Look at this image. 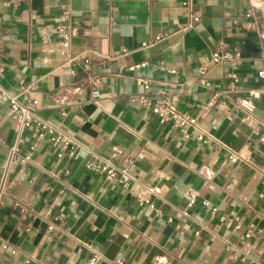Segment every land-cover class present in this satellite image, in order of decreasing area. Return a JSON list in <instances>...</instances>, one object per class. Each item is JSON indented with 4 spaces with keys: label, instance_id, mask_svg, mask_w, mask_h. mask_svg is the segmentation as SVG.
<instances>
[{
    "label": "crops",
    "instance_id": "obj_1",
    "mask_svg": "<svg viewBox=\"0 0 264 264\" xmlns=\"http://www.w3.org/2000/svg\"><path fill=\"white\" fill-rule=\"evenodd\" d=\"M192 2L201 19L183 30L180 0H0V86L37 99V119L74 149L60 157V142L29 128L30 158L10 162L19 123L0 102V264H264V96L249 116L236 110L230 64L211 62L218 45L238 50L241 95L264 88V36L245 15L252 0ZM161 90L196 118L186 134L135 100ZM140 150L132 188L95 169ZM148 184L166 188L155 207L139 201Z\"/></svg>",
    "mask_w": 264,
    "mask_h": 264
},
{
    "label": "built area",
    "instance_id": "obj_2",
    "mask_svg": "<svg viewBox=\"0 0 264 264\" xmlns=\"http://www.w3.org/2000/svg\"><path fill=\"white\" fill-rule=\"evenodd\" d=\"M181 6L184 10V15L187 21L184 23L182 29H189L193 22H197L201 19V13L197 10L192 0H180ZM260 14V19L258 15ZM247 17H254L255 20L249 24L252 29H259L264 36V0H252L251 6L245 14ZM59 32L62 34L63 43L67 46L71 40V31L67 24H61L58 27ZM240 53L238 50H229L225 45H218L212 52L211 62L213 64H230L231 70L226 73L225 77L229 80L227 89L224 95L236 94L233 97V108L236 110L244 111L249 116L253 109L256 107V103L264 96V88H253L249 90L247 95H241L239 89L240 76L237 71L238 59ZM147 62H141L131 67V69L143 67ZM208 67L203 66L199 69L200 83L208 86L210 83L205 77ZM258 75L261 79H264V67L259 70ZM139 83L144 86L146 90L151 88V83L147 79L140 78ZM219 94L217 95V97ZM135 100L141 104L151 108L152 113L161 118L163 122L171 123L173 126L179 128L186 134L190 126H194L197 123L196 118L184 111H181L172 101L169 94L165 90L158 91L151 95L140 94L135 97ZM0 102L8 103L10 106L12 116L19 123L18 141L10 150L9 161L14 163L17 161H24L30 158L29 155L25 157L21 156V146L23 142V132L29 128H39L42 130L41 135L45 132L50 134V140L54 142H60L62 144V151L59 154L62 157L65 151L73 153V141L70 137L64 136L59 133L48 122L37 119L36 109L38 105L37 99L30 98L27 102H22L12 91H8L0 86ZM225 105V104H223ZM219 107V106H218ZM189 136V135H187ZM193 136V135H192ZM196 137L204 142H213V138L205 136L204 134H197ZM261 140H264V136H261ZM228 158L231 161L239 160V156L233 151H227ZM120 151L117 147L113 148V157H118ZM145 157V151L140 150L136 153L126 157V163L123 166H115L108 160H102L95 164V169L105 174L109 180L118 179L121 184L126 188H132L135 184L132 176V169L136 162ZM140 193L138 195L139 201L142 205H148L155 207L154 199L163 197L166 194L165 185H145L138 188ZM3 191L0 190V204L3 202ZM188 215L187 212H184ZM250 236V233H247ZM4 250H10L13 255H18L19 250L12 248L8 243L3 244ZM101 255H94L91 259L93 263H98L101 260ZM113 264H125L122 259H116Z\"/></svg>",
    "mask_w": 264,
    "mask_h": 264
}]
</instances>
